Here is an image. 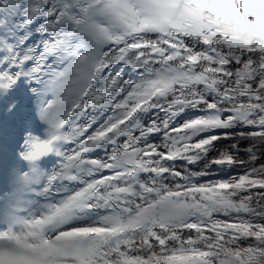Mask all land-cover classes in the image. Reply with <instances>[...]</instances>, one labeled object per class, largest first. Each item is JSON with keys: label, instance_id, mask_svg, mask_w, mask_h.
Wrapping results in <instances>:
<instances>
[{"label": "snow or ice", "instance_id": "1", "mask_svg": "<svg viewBox=\"0 0 264 264\" xmlns=\"http://www.w3.org/2000/svg\"><path fill=\"white\" fill-rule=\"evenodd\" d=\"M0 264H264V0H0Z\"/></svg>", "mask_w": 264, "mask_h": 264}]
</instances>
